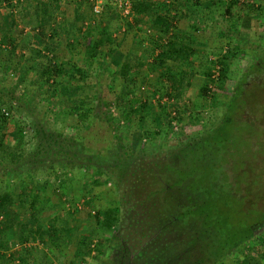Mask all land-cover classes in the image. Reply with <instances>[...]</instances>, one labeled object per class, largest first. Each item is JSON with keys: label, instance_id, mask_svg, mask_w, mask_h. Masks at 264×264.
Wrapping results in <instances>:
<instances>
[{"label": "rangeland", "instance_id": "rangeland-1", "mask_svg": "<svg viewBox=\"0 0 264 264\" xmlns=\"http://www.w3.org/2000/svg\"><path fill=\"white\" fill-rule=\"evenodd\" d=\"M151 1L166 17L182 12L178 0ZM189 1V29L199 39L190 45L191 59L200 63L191 90L181 80L193 76L178 73L183 48L175 44L172 18L158 33L144 24L151 12L138 20L109 0L100 14L89 0H59L44 27L48 43L38 46L39 5L1 2L0 26L9 11L8 36L21 42L11 55L0 30V113L8 114L0 117V194L11 196L0 226L16 216L2 260L20 264L8 259L18 252L33 264H264V0H218L207 13L200 7L207 0ZM51 28L59 33L48 41ZM87 30L98 43L88 60ZM35 50L41 55L33 60ZM50 61L69 72L46 75L42 86L36 71L21 76L23 67L35 63L40 71ZM228 115L234 118L225 125ZM221 126L223 156L214 166L221 190L198 204L195 194L209 181L195 173L181 180L168 171L177 166L165 163L156 170L151 156L181 149L188 163L187 146ZM107 210L118 212L109 227Z\"/></svg>", "mask_w": 264, "mask_h": 264}, {"label": "trees", "instance_id": "trees-1", "mask_svg": "<svg viewBox=\"0 0 264 264\" xmlns=\"http://www.w3.org/2000/svg\"><path fill=\"white\" fill-rule=\"evenodd\" d=\"M10 0H0V5H1V2H5L8 3ZM29 1V0H28ZM34 2V4H38L39 5V8H40V13L44 14V17L43 19H41V25H40V28L38 30V35L35 36V38L33 39V41L35 42L36 45H46V43H48L47 41H44V27H47L49 28L51 25V21H52V16H51V12H55L58 10V7H59V0H32ZM214 2H219L218 0H207L206 1V4H207V8L208 7H211V5L215 4ZM221 2V1H220ZM219 2V3H220ZM53 3H55V7L53 6ZM131 9H130V12L132 14V17H136L138 20H142V19H145L147 16H148V13L151 12L154 16V18L151 20L152 22L150 23H147L145 22L144 24H148V27H150V30H154L156 32H165L169 29V27L171 26V23L169 22V18L166 17L164 14L160 13L158 14L155 9L153 8L154 6L151 5L152 1L151 0H132L131 1ZM8 5V4H7ZM6 6V5H5ZM9 7V6H8ZM154 9V10H151ZM229 8L227 7L226 8V12L229 13ZM9 14V16H5L3 18V22H2V25L0 26V30H2V42H7L9 43V52L12 54H14L15 52V47L16 45L20 44L21 42L17 39H11L8 35L10 34V21H11V13H9V11L7 12ZM13 23V22H11ZM146 29H147V26H146ZM63 31V30H62ZM88 31V30H87ZM90 31V32H89ZM88 33H85L84 34V41L86 42V46L84 48V54H86L85 58L88 60L89 58H91V52L89 50H96L97 46H98V43L96 42H90L92 37H91V30H89ZM59 33V30L56 28L55 29H50V32H49V36H47L48 38V41L52 40V38L57 34ZM62 33H65V32H62ZM154 34H149V36L152 38ZM28 40V39H27ZM29 42V41H28ZM171 46L173 44L169 43ZM67 45H70V43L68 42ZM47 47V46H46ZM87 51H88V54L87 55ZM171 51L173 52L172 54H177L175 53L176 51L172 48ZM34 56H32V59L34 60L35 57L37 56H40L41 55V52L39 50H35L34 51ZM169 52V51H168ZM162 54H160L161 56ZM264 55V54H263ZM179 56V55H178ZM176 56V57H178ZM226 57V56H225ZM229 57L227 56V59ZM253 58V56H252ZM226 59V58H225ZM224 59V60H225ZM226 59V60H227ZM224 60L222 61V75L224 74L225 72V65L227 66V64L224 62ZM264 60V59H263ZM34 62V61H33ZM251 66L255 65L253 64V62L251 61ZM249 63V64H250ZM35 64V63H34ZM34 67H30V68H22V72L24 73L23 75L21 76H24L25 74H27V72H35L37 73V80H38V83H40V86L44 85L43 84V79L44 77L47 75H62V74H67L70 70V69H63L62 65H56L54 64L53 62H49L48 65H43L42 69L39 71L38 68H35L37 65H34ZM37 64V63H36ZM253 64V65H252ZM125 68L128 69V66L125 65L123 66V71L125 70ZM248 68H251V67H247ZM249 70V69H248ZM39 71V72H38ZM228 70H226L227 72ZM78 72H81L83 73L84 71L83 70H78ZM125 73H127V71L125 70V72H120L118 74H120L121 76H124ZM245 74V73H244ZM243 74V75H244ZM184 77V76H183ZM185 77H188L185 76ZM190 77V76H189ZM42 78V79H41ZM72 78V76H71ZM243 80L241 79L240 81V84ZM45 83H47V80L45 81ZM201 86L203 87V84H201ZM240 86V85H239ZM207 86H204L203 90H206L208 88H206ZM244 88V87H243ZM239 89V87H238ZM202 90V91H203ZM243 90V89H242ZM245 90V88H244ZM73 91V90H72ZM240 94V89H239V92L236 93V96L238 97ZM235 107L234 106H231L229 108V113H235ZM6 115V116H5ZM8 114H6L4 111L0 113V117L2 118H6ZM232 117L234 118L233 116L231 115H228L226 117V120H225V125L227 122H229V118ZM221 128H223V126H221L219 129H218V132L217 134L215 133V135H209L207 136L205 139L199 141V143H195L193 145V147H190V146H187L189 149H188V152H189V155L191 157V160L188 162V163H185L183 160H181V149L178 150L179 152L174 154L175 152H171V153H166V157L164 159L160 158V155L159 156H151V159L152 161H150V164L152 163V166H154L156 168V170H159V167L158 165H160V163H165V165H174V166H177V170H172V169H168V166H167V169L168 171L170 172H173V173H177L179 175V178L181 180L185 179L186 177H191L193 178L194 176V173L196 174L197 177H201L202 181L204 180H207V182L209 181L208 184L211 185V187H209V189H205L204 191H201L199 193H196L195 194V198L198 200V204L199 201H205L204 199H208V198H211V197H217V195H214L213 191L217 192L221 189L218 190L217 186H216V182L217 181V176H215V171H214V166L216 165L215 163H218L220 160V157L223 156L221 155L222 154V145H221V140L219 137L222 136V131ZM22 132L21 130H19L18 132H16V135L18 136H21L22 135ZM127 157V158H126ZM13 158H16L15 156ZM129 156H126L125 155V165L127 167V165H130V161H129ZM128 159V160H127ZM143 163H141L140 167H143L142 166ZM180 167L183 169V170H180ZM211 168V169H210ZM207 169V170H206ZM162 171H164V168L163 169H160ZM206 171H209L208 174H206L205 172ZM125 173H130L129 170L126 169V172ZM134 173V172H133ZM133 173H130L131 176L133 175ZM134 175H136V173H134ZM208 176V178L206 179V177ZM127 180V179H126ZM193 180V179H192ZM201 180H198V179H194L195 181V185H198L200 183ZM127 183H128V187H131V185H129V181L127 180ZM121 184V183H120ZM125 184V181L124 183ZM223 188V186L221 187ZM123 189V192H125L124 188ZM224 189V188H223ZM222 189V192L225 194V195H229L228 194V191H224ZM130 191V190H128ZM126 194V193H125ZM124 194V195H125ZM128 194H130L128 192ZM123 196V195H122ZM125 196H128V195H125ZM125 196H123L122 198L124 199L123 201L125 202ZM199 196V197H198ZM11 196H8L7 193H2L0 194V215L3 214V212H5L6 210V206L7 204L11 201ZM202 197V198H201ZM129 201V200H128ZM200 206V205H199ZM116 215L111 211V210H107L105 212H103V219L106 220V224H107V227L110 226V223L113 221L114 219V216L115 218L117 217L118 215V212L116 211L115 212ZM188 214V213H187ZM11 215L10 218H8L9 216ZM7 216V218H5V222L0 226V250H2L5 246V244L8 243V239H7V235L6 233L9 231V229L11 227H13L15 225V215L10 214ZM110 215H112L110 217ZM98 216H99V212H98ZM98 216L96 218H98ZM117 219V218H116ZM118 223V222H117ZM26 224L25 223H21L20 227H21V230H17V237L18 239L21 241V243L24 242L25 240V236L24 234L26 233L27 230H24L26 227ZM10 232V231H9ZM29 235H31V237H34V233L32 232H29ZM16 254L17 257H16ZM261 255H262V258L264 259V248L262 249V252H261ZM15 258V259H18L21 263L20 264H33V262L31 261V263H28L27 262V258L21 256L18 252L15 253V254H10L9 255V258L8 259H11V258ZM2 258V255L0 253V264H8V260L7 261H4L1 259Z\"/></svg>", "mask_w": 264, "mask_h": 264}, {"label": "crops", "instance_id": "crops-1", "mask_svg": "<svg viewBox=\"0 0 264 264\" xmlns=\"http://www.w3.org/2000/svg\"><path fill=\"white\" fill-rule=\"evenodd\" d=\"M178 2H182L181 3L182 12L180 11L179 15L171 17L173 19V21H172V19L170 17H168V18L171 19V21L175 25V32H174L175 34L174 35H176L177 38H178L177 41L175 42V44L179 45V48H178L179 51L183 48V50H181L179 56L176 58L177 61L180 63L179 64V66H180L179 69L181 70L178 73L182 74V76H184V77L187 76L188 74L193 76V77H190L189 80H187V79H185V80L182 79L181 80V82H187V84H189V85H187L185 83L186 85L183 88V90H186V89L187 90H191V89H193L192 85H194L196 87L198 85V83L195 81V75L196 74H200L199 71H198V73L196 72L197 68L200 67V63L199 62H194L193 59H191L193 56H192V49H191L190 45H192V43H193L192 41H194V40L197 41L199 39L197 37H195V35L194 36L191 35L192 32H191V29H189V25L191 26V24H188V21H191V23H192V19L193 18H192V16L190 14H191L192 10L194 9V7L191 6V1L188 0L189 3H187V2L184 3V0H181V1L178 0L174 4V6H177ZM200 7L201 8H205V13H207V11L209 12L210 7L207 8V4L205 2H202ZM202 11H204V10H201V12H198V13H200L201 15L204 14V12H202ZM185 15H188L187 18H185L186 17ZM205 16L206 15H203V17H205ZM203 20H204V18H203ZM210 21L211 22L208 23L209 27H210V24H212V20H210ZM206 25H207V23H206ZM208 30H209L210 34H214L211 29H208ZM191 36H193V37H191ZM212 39L214 40V38H212ZM212 39H209V40L212 42L213 41ZM203 41H204V39H203ZM185 49H187V51H189L190 55H183V54H186L185 53L186 52ZM155 55H156V51H155ZM171 67H172V65H171ZM176 87L177 86H175V88Z\"/></svg>", "mask_w": 264, "mask_h": 264}, {"label": "built area", "instance_id": "built-area-1", "mask_svg": "<svg viewBox=\"0 0 264 264\" xmlns=\"http://www.w3.org/2000/svg\"><path fill=\"white\" fill-rule=\"evenodd\" d=\"M132 0H109L114 5H118L124 9V13H130V4ZM94 14H100L102 11V0H89Z\"/></svg>", "mask_w": 264, "mask_h": 264}]
</instances>
